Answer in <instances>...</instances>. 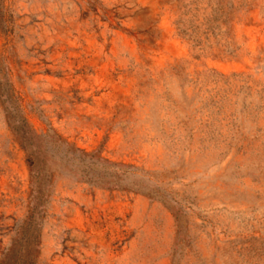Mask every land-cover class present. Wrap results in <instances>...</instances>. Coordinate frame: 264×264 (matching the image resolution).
Returning <instances> with one entry per match:
<instances>
[{"label": "rangeland", "instance_id": "374dc122", "mask_svg": "<svg viewBox=\"0 0 264 264\" xmlns=\"http://www.w3.org/2000/svg\"><path fill=\"white\" fill-rule=\"evenodd\" d=\"M27 239L264 264V0H0V260Z\"/></svg>", "mask_w": 264, "mask_h": 264}, {"label": "trees", "instance_id": "16d2710c", "mask_svg": "<svg viewBox=\"0 0 264 264\" xmlns=\"http://www.w3.org/2000/svg\"><path fill=\"white\" fill-rule=\"evenodd\" d=\"M21 125H19V132H21ZM17 125H11V128L13 130L17 129ZM21 129V130H20ZM19 140L21 143L25 142L24 144L31 146V149L28 153V161L29 164L32 166L34 163L33 155L38 154L39 150L36 147L37 145L32 144L30 139L26 136L25 132L22 131L19 135ZM24 146V145H23ZM17 246V250H15V247ZM33 242L28 241V239L19 246L16 244V242H13L11 246L7 249L6 253H4L3 258L0 260V264H34L33 261Z\"/></svg>", "mask_w": 264, "mask_h": 264}]
</instances>
